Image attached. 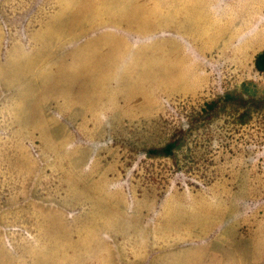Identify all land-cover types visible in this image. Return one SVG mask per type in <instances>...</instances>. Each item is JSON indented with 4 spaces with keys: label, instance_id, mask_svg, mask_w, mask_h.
I'll return each mask as SVG.
<instances>
[{
    "label": "rangeland",
    "instance_id": "1",
    "mask_svg": "<svg viewBox=\"0 0 264 264\" xmlns=\"http://www.w3.org/2000/svg\"><path fill=\"white\" fill-rule=\"evenodd\" d=\"M263 51L264 0H0V264H264Z\"/></svg>",
    "mask_w": 264,
    "mask_h": 264
},
{
    "label": "trees",
    "instance_id": "2",
    "mask_svg": "<svg viewBox=\"0 0 264 264\" xmlns=\"http://www.w3.org/2000/svg\"><path fill=\"white\" fill-rule=\"evenodd\" d=\"M254 67L256 69L257 72L259 73H264V51L260 52L259 54L256 55L255 59H254ZM232 99V97L230 95H226L225 96V100H230ZM215 103H210V104H206V109L209 108L211 109L212 106ZM176 144L174 142H170L168 144H166L163 148L160 149H150L147 151V154L150 156H155V155H171L172 150L175 148Z\"/></svg>",
    "mask_w": 264,
    "mask_h": 264
}]
</instances>
